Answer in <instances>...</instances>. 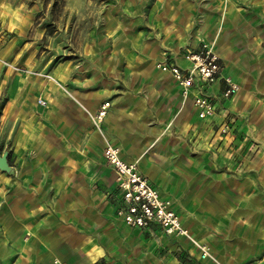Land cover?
Instances as JSON below:
<instances>
[{
	"label": "crops",
	"instance_id": "1",
	"mask_svg": "<svg viewBox=\"0 0 264 264\" xmlns=\"http://www.w3.org/2000/svg\"><path fill=\"white\" fill-rule=\"evenodd\" d=\"M0 0V264H264V0H115L67 54ZM75 35V27L71 29ZM212 43L214 83L183 87L157 63ZM57 51V52H56ZM238 90L200 118L198 91ZM38 98L44 104L37 102ZM110 106L98 129L92 117ZM229 123L226 134L220 125ZM170 200L189 235L126 225L107 143ZM27 237L24 239V237Z\"/></svg>",
	"mask_w": 264,
	"mask_h": 264
},
{
	"label": "built area",
	"instance_id": "2",
	"mask_svg": "<svg viewBox=\"0 0 264 264\" xmlns=\"http://www.w3.org/2000/svg\"><path fill=\"white\" fill-rule=\"evenodd\" d=\"M184 57L189 62V67L184 70L166 60L158 62L157 66L175 78L183 87L185 95L195 81L210 84L221 77L219 58L212 43L202 42L198 50H187ZM224 80L225 88L219 96L205 93L203 90L194 95L193 105L200 118L213 116L218 112V101L228 98L238 90L239 85L232 79L224 78ZM37 102L44 104L42 98H38ZM109 106V101H103L92 117V121L98 129ZM230 128L229 123H222L220 132L226 134ZM103 155L115 172L116 186L121 198V204L117 208L116 214L126 225L147 228L151 223H157L165 233L184 235L194 241L188 230L181 225L178 215L171 207L170 200L161 197L158 190L138 169L136 161L124 160L120 155V148L110 142L103 148ZM26 238L25 236L24 239ZM194 244L200 250L201 257L209 255V248L205 244L197 241H194ZM55 264L67 263L56 261Z\"/></svg>",
	"mask_w": 264,
	"mask_h": 264
},
{
	"label": "rangeland",
	"instance_id": "3",
	"mask_svg": "<svg viewBox=\"0 0 264 264\" xmlns=\"http://www.w3.org/2000/svg\"><path fill=\"white\" fill-rule=\"evenodd\" d=\"M14 1V0H12ZM20 1V0H16ZM26 1L28 6L27 12V30L30 36L34 32L43 33L37 41L41 43H49L51 41L57 47L58 53L67 54L71 48L73 39L78 36V32L83 28H88L90 19L95 13L105 5H112L115 0H22ZM75 27L76 34L71 31ZM6 26L4 23L0 25V44L4 42V38L11 37L13 41L17 38L15 30ZM81 36H78L76 42H82ZM56 51V52H57Z\"/></svg>",
	"mask_w": 264,
	"mask_h": 264
},
{
	"label": "water",
	"instance_id": "4",
	"mask_svg": "<svg viewBox=\"0 0 264 264\" xmlns=\"http://www.w3.org/2000/svg\"><path fill=\"white\" fill-rule=\"evenodd\" d=\"M0 169L6 170V171L9 170L6 152L0 153Z\"/></svg>",
	"mask_w": 264,
	"mask_h": 264
}]
</instances>
